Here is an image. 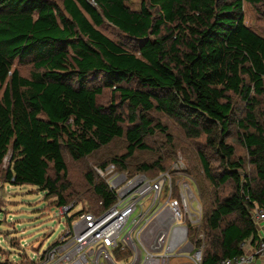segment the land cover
<instances>
[{
	"label": "trees",
	"instance_id": "1",
	"mask_svg": "<svg viewBox=\"0 0 264 264\" xmlns=\"http://www.w3.org/2000/svg\"><path fill=\"white\" fill-rule=\"evenodd\" d=\"M244 1L261 0H148L139 11L127 0H62V7L52 0H0V167L12 152L6 182L36 186L67 205L64 150L81 160L117 138L127 140V153L101 168L113 163L150 178L170 171L159 162L134 171L126 165L148 149L145 137L162 128L149 118L157 111L188 138L205 137L221 158L215 176L208 155H200L213 189L234 186L223 200L200 191L203 218L191 236L204 235L201 264L233 259L244 253L242 244H257L251 211L254 205L264 211V126L256 117L264 98V37L244 24ZM106 22L137 41L138 51L107 37L100 29ZM29 60L35 72L25 78L15 62ZM105 88L128 107V130L116 105L99 104ZM232 95L246 103L242 120ZM234 126L252 174L227 144ZM86 177L103 206L111 205L106 183Z\"/></svg>",
	"mask_w": 264,
	"mask_h": 264
},
{
	"label": "rangeland",
	"instance_id": "2",
	"mask_svg": "<svg viewBox=\"0 0 264 264\" xmlns=\"http://www.w3.org/2000/svg\"><path fill=\"white\" fill-rule=\"evenodd\" d=\"M52 1L60 7L63 6L62 0ZM144 1L148 0H127V4L131 10L139 11ZM243 12L244 24L264 37V0L259 1L257 5H251L244 1ZM100 29L107 37L121 44L127 50L138 51V42L131 40L111 24L106 22ZM15 67L25 78H31L35 72L34 64L30 60L23 64L16 61ZM97 84L99 83H93V85ZM232 99L235 118L242 120L246 114V103L236 95H232ZM259 100L260 105L256 110V117L264 126V98H259ZM98 101L104 107L116 105L119 115L125 120L124 129L128 130L132 127L129 122L131 113L128 107L121 104L120 97L115 95L111 89L105 88ZM149 118L154 121L155 125L160 124L162 128L157 129L155 135L145 137L144 143L148 149L137 150L133 157L126 160L129 170L134 171L143 164L151 165L159 162L160 168L164 167L171 171L174 164L179 163L183 165V169L181 168V172H173L175 180H180L183 172L192 178L200 191L207 189L212 194V200L215 198L223 200L231 195L234 191L231 182L219 189H213L206 178L200 155L202 153L208 155L215 176H218L222 171V162L214 151L207 149L205 137L188 138L173 118L161 112L152 111ZM231 132L232 135L228 137L227 144L234 147L235 159L242 162L244 170L248 174H252L254 169L250 164L247 151L238 140V128L232 127ZM127 147L128 142L125 138H117L109 145L81 160H74L64 150L68 168L66 183L68 189L63 193L67 204L63 206L58 205L59 201L56 196L47 198L46 193L36 186H15L6 182V171L12 157L10 150L0 167V264H25L27 260L47 250L66 228V217L59 216L62 207H71L70 213L75 216L82 209L93 213L101 212L102 200L95 196L86 175L92 173L95 180L98 181L99 177L95 174V168L125 155ZM49 175L54 177L52 171L49 172ZM157 176L158 174L152 178ZM125 256L127 255L120 257ZM184 256L173 257L171 264L187 262V257L190 254L186 253Z\"/></svg>",
	"mask_w": 264,
	"mask_h": 264
},
{
	"label": "built area",
	"instance_id": "3",
	"mask_svg": "<svg viewBox=\"0 0 264 264\" xmlns=\"http://www.w3.org/2000/svg\"><path fill=\"white\" fill-rule=\"evenodd\" d=\"M181 168L176 163L154 178L122 171L113 163L95 168L113 203L99 213L82 209L76 216L71 215V207H62L59 216L67 219L65 230L25 264H171L173 257L186 253L190 256L183 264H201L204 235L191 236L193 229L200 231L203 218L200 190L183 172L175 180L173 172ZM251 216L256 224L264 222L258 205ZM242 248V255L218 264H253L264 257V237L249 244V249L247 243Z\"/></svg>",
	"mask_w": 264,
	"mask_h": 264
},
{
	"label": "crops",
	"instance_id": "4",
	"mask_svg": "<svg viewBox=\"0 0 264 264\" xmlns=\"http://www.w3.org/2000/svg\"><path fill=\"white\" fill-rule=\"evenodd\" d=\"M259 238L264 237V222L256 224ZM247 243V249H249V242ZM253 264H264V257L258 258Z\"/></svg>",
	"mask_w": 264,
	"mask_h": 264
}]
</instances>
